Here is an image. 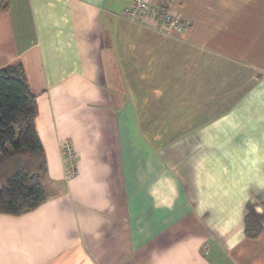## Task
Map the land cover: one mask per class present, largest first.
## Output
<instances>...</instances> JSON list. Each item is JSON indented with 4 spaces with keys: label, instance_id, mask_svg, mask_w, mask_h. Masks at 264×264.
Returning <instances> with one entry per match:
<instances>
[{
    "label": "crops",
    "instance_id": "crops-1",
    "mask_svg": "<svg viewBox=\"0 0 264 264\" xmlns=\"http://www.w3.org/2000/svg\"><path fill=\"white\" fill-rule=\"evenodd\" d=\"M133 1L0 0L49 195L0 213V264H264V0H166L180 33L124 16Z\"/></svg>",
    "mask_w": 264,
    "mask_h": 264
},
{
    "label": "trees",
    "instance_id": "trees-1",
    "mask_svg": "<svg viewBox=\"0 0 264 264\" xmlns=\"http://www.w3.org/2000/svg\"><path fill=\"white\" fill-rule=\"evenodd\" d=\"M4 5L3 8H6ZM37 96L21 61L0 68V213L21 215L49 195L45 187L47 155L36 125ZM262 226L247 216L246 232L256 237Z\"/></svg>",
    "mask_w": 264,
    "mask_h": 264
},
{
    "label": "built area",
    "instance_id": "built-area-1",
    "mask_svg": "<svg viewBox=\"0 0 264 264\" xmlns=\"http://www.w3.org/2000/svg\"><path fill=\"white\" fill-rule=\"evenodd\" d=\"M122 14L134 21L168 33H180L186 30L190 23L183 20L180 14L169 7L166 0H134L132 4L125 7ZM64 161L71 163V168L66 177L74 176L76 153L68 140L61 143Z\"/></svg>",
    "mask_w": 264,
    "mask_h": 264
}]
</instances>
